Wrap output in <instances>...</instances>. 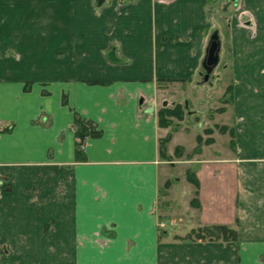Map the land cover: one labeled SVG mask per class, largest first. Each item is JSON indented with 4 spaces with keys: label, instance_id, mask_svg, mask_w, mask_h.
Returning <instances> with one entry per match:
<instances>
[{
    "label": "crops",
    "instance_id": "1",
    "mask_svg": "<svg viewBox=\"0 0 264 264\" xmlns=\"http://www.w3.org/2000/svg\"><path fill=\"white\" fill-rule=\"evenodd\" d=\"M238 1L226 36L222 0H0V264H264V0ZM203 107L232 122L197 151ZM215 225L238 239H188Z\"/></svg>",
    "mask_w": 264,
    "mask_h": 264
},
{
    "label": "trees",
    "instance_id": "2",
    "mask_svg": "<svg viewBox=\"0 0 264 264\" xmlns=\"http://www.w3.org/2000/svg\"><path fill=\"white\" fill-rule=\"evenodd\" d=\"M231 92V86L228 87L227 92L225 93V101H227L226 96L228 93ZM223 108L218 109V111H222ZM158 117H159V125L161 127H167L173 124L172 118H176L178 120H183L186 117V110L185 107L182 104H175L173 107L169 106H163L158 111ZM74 126H75V135L77 138L76 143V156L78 160H85L86 154H85V146L87 139L90 137H98L102 134V131L98 129L97 125L91 121L88 120L78 114L75 116L74 120ZM220 131L226 132L229 129L224 126L218 127ZM208 133H211V130H208ZM170 140V135H167L164 139L160 142V152L161 156L164 158H167V152H166V144ZM211 138H208L206 142L210 143ZM198 146L196 147V150L199 151L200 144L203 142V139L200 135L197 136ZM189 179L194 180L190 174H188ZM196 182V181H195ZM238 231L235 228H231L226 225H215V226H205L197 228L189 233V240H196V239H202V240H237L238 239Z\"/></svg>",
    "mask_w": 264,
    "mask_h": 264
},
{
    "label": "rangeland",
    "instance_id": "3",
    "mask_svg": "<svg viewBox=\"0 0 264 264\" xmlns=\"http://www.w3.org/2000/svg\"><path fill=\"white\" fill-rule=\"evenodd\" d=\"M222 2L220 3V7H221L220 15H221V17L220 18L216 17V18L219 20L220 25H222V26L219 25L220 29L222 28V30L225 31V34L227 36V34H228V29H227L228 25L227 24L229 23V19L232 17L231 12H232V10L239 8L241 6V4H239L238 0H222ZM237 12L239 13L240 18H241V16H243V14H247V11L243 10V9H240ZM254 22L255 21H254L252 16H250V18L246 19L245 22L243 21V23L245 25L253 24ZM228 43H229V39L225 38V45H228ZM229 52H230L229 48H226L225 54L223 56L224 64L222 66H220L221 69H224V68L226 69V72H227L226 75L229 74L228 71L230 69V62H229L230 53ZM217 71L219 72V69ZM212 73L215 74L216 71L212 72ZM226 82H229V80H227ZM223 86H224L223 79L218 80L217 81V87L214 91L222 92L224 90ZM206 90L208 91L207 93H209V94L212 93V92H209L211 90H209L208 86H207ZM228 95H230V94H228ZM228 95H227V97L229 98ZM204 108H208V107H203L202 109H200L198 117H194L192 120H187L183 123L182 128L179 130L180 133L181 132H186V133L190 132V135L192 136V134L197 132V134L199 133L198 135L206 137L208 134H210V133H208L209 129L210 130H212V129L217 130V127H215V125H214L215 123L229 124L230 122H232V114L230 112H227L225 114L219 112V113L215 114L216 109L214 107L211 109L209 108L206 111ZM201 113H204V115L202 117H200ZM195 114H197V113H195ZM214 114H215V116H213ZM219 126H221V125H219ZM171 147H173V145ZM167 166L170 167L171 165L167 164ZM171 229H173V228H171ZM175 231H177V229Z\"/></svg>",
    "mask_w": 264,
    "mask_h": 264
},
{
    "label": "water",
    "instance_id": "4",
    "mask_svg": "<svg viewBox=\"0 0 264 264\" xmlns=\"http://www.w3.org/2000/svg\"><path fill=\"white\" fill-rule=\"evenodd\" d=\"M219 51H220V41L217 34L211 37L207 48V54L204 61V67L206 69V73L204 74V80L209 81L211 72L217 65L219 61Z\"/></svg>",
    "mask_w": 264,
    "mask_h": 264
}]
</instances>
